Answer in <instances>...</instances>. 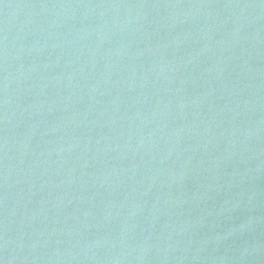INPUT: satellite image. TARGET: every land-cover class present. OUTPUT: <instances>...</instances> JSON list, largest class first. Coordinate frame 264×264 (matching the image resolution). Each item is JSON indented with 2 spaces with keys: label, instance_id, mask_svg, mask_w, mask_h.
<instances>
[{
  "label": "water",
  "instance_id": "95a60500",
  "mask_svg": "<svg viewBox=\"0 0 264 264\" xmlns=\"http://www.w3.org/2000/svg\"><path fill=\"white\" fill-rule=\"evenodd\" d=\"M0 264H264V0H0Z\"/></svg>",
  "mask_w": 264,
  "mask_h": 264
}]
</instances>
